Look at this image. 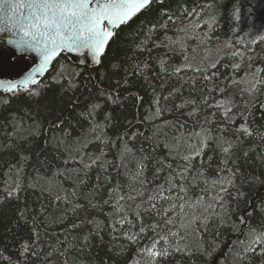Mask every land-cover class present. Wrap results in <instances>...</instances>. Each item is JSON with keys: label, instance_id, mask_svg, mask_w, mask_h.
Wrapping results in <instances>:
<instances>
[{"label": "trees", "instance_id": "trees-1", "mask_svg": "<svg viewBox=\"0 0 264 264\" xmlns=\"http://www.w3.org/2000/svg\"><path fill=\"white\" fill-rule=\"evenodd\" d=\"M261 1L156 0L101 64L62 53L39 95L0 93V264H205L210 245L216 264H264L245 250L264 232V38L205 52ZM154 239L167 256L142 251Z\"/></svg>", "mask_w": 264, "mask_h": 264}, {"label": "snow or ice", "instance_id": "snow-or-ice-1", "mask_svg": "<svg viewBox=\"0 0 264 264\" xmlns=\"http://www.w3.org/2000/svg\"><path fill=\"white\" fill-rule=\"evenodd\" d=\"M155 2L156 0H95V3L93 0H0V33L12 37L8 43L15 45L22 53L35 52L39 57V62L19 79H0V88L13 94L39 95V91L29 89L28 85H38L40 82L37 76L46 73L50 63L65 51L81 55L87 53L96 64H101L110 42L115 40L116 30L127 25L138 14L151 10ZM22 58L13 53L7 59L8 67L15 68L18 60ZM4 63L0 57V73L4 71ZM224 103L218 102L217 107L223 106ZM156 114H160L159 108ZM225 116H228L227 111ZM240 131L249 132L244 125H241ZM201 145L207 146L203 140ZM218 146L223 153L229 154V147H224L223 143ZM195 154L198 156L201 153L197 150ZM184 159L191 158L186 156ZM258 182L264 185V180ZM228 183L231 184L232 181L229 180ZM221 191L227 189L222 187ZM244 195L237 191V200ZM151 207L155 208V204ZM241 222L247 223V218L242 217ZM120 223L123 224L125 221L121 220ZM167 223L170 224L172 221L168 220ZM150 227L155 230L157 225ZM144 231L145 228L142 226L140 232ZM249 237V247L245 250L254 252L256 250L254 246H260L261 254L264 255V232L257 234L254 229H249ZM129 238L135 239L134 236ZM158 243L159 241L154 239L151 246L142 251L153 260L167 256V250L157 248ZM176 251L181 249L177 248ZM202 257L205 264H216L214 246L205 248Z\"/></svg>", "mask_w": 264, "mask_h": 264}, {"label": "rangeland", "instance_id": "rangeland-1", "mask_svg": "<svg viewBox=\"0 0 264 264\" xmlns=\"http://www.w3.org/2000/svg\"><path fill=\"white\" fill-rule=\"evenodd\" d=\"M252 9L253 12L248 10V12L243 14L238 33L232 44L224 46L226 45L225 43L222 47L213 46L206 49L205 52L215 57L219 54L224 57L226 54L234 53L236 51V45L248 44V42H254L264 38V1L256 2L252 5ZM237 49L239 50L240 48ZM22 67L23 61L19 59L15 68L9 69L12 70L11 72H18Z\"/></svg>", "mask_w": 264, "mask_h": 264}, {"label": "water", "instance_id": "water-1", "mask_svg": "<svg viewBox=\"0 0 264 264\" xmlns=\"http://www.w3.org/2000/svg\"><path fill=\"white\" fill-rule=\"evenodd\" d=\"M93 2L95 3V0H93ZM12 39V37L7 36L4 33H0V42L2 43V45L4 46V48L6 50H8V52L10 53V55H12L13 53H15L16 56H22V57H26L29 60H31L27 65H25L23 68H21L20 72H18L15 76H6V75H2L0 73V79H19L21 76H23L25 73H27L28 71L31 70L32 67H34L38 62H39V57L38 54L35 52H25L22 53L21 51H19L15 45L8 43V40ZM7 45V46H6ZM67 57H70L75 65H86V64H96L92 59L91 56L88 55L87 53H85L84 55L78 54V53H74V52H63ZM1 57V54H0ZM35 58V59H34ZM57 58V57H56ZM55 58V59H56ZM54 59V60H55ZM53 60V61H54ZM53 61L50 63L48 70L46 71V73H48ZM46 73H44L42 76L38 75L37 76V80L39 81L42 77H44L46 75ZM31 84H29L28 86H30ZM0 92L1 93H9L6 92L5 89L0 88Z\"/></svg>", "mask_w": 264, "mask_h": 264}, {"label": "bare ground", "instance_id": "bare-ground-1", "mask_svg": "<svg viewBox=\"0 0 264 264\" xmlns=\"http://www.w3.org/2000/svg\"><path fill=\"white\" fill-rule=\"evenodd\" d=\"M86 65H89V64H86Z\"/></svg>", "mask_w": 264, "mask_h": 264}, {"label": "flooded vegetation", "instance_id": "flooded-vegetation-1", "mask_svg": "<svg viewBox=\"0 0 264 264\" xmlns=\"http://www.w3.org/2000/svg\"><path fill=\"white\" fill-rule=\"evenodd\" d=\"M1 93V92H0Z\"/></svg>", "mask_w": 264, "mask_h": 264}]
</instances>
